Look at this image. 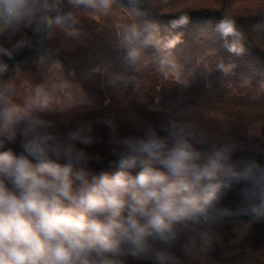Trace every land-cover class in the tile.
Here are the masks:
<instances>
[{"label": "clouds", "instance_id": "9594fccd", "mask_svg": "<svg viewBox=\"0 0 264 264\" xmlns=\"http://www.w3.org/2000/svg\"><path fill=\"white\" fill-rule=\"evenodd\" d=\"M62 3L0 0V37L11 42L24 29L39 33L57 11L55 24L63 34L58 48L81 38L86 17L99 25L97 31L111 30L114 46L126 50L133 63L144 47L170 50L181 42L179 35L160 38L155 22L117 14L114 0H68V10ZM129 3L154 8L149 0ZM188 21V15L180 14L170 25ZM217 30L229 52H245L244 35L230 13ZM30 43L21 35L12 47L0 44V77L9 68L4 57L12 59ZM216 67L227 74L232 66L220 61ZM173 68L187 82L182 77L172 86L186 88L189 74L170 57L162 60L159 77ZM142 83L127 75L110 80L117 90L138 89ZM75 87L58 63L40 85L18 87L0 79V148L18 144L22 149L19 155L12 149L0 152V264H129V258L147 264H207L214 243L221 240L220 217L226 214L218 207L223 177L245 180V210L264 218V166L253 162L237 172L229 163L236 145L205 122L199 104H185L181 97L160 110L157 121L132 112L96 118L45 115L54 103L69 106ZM98 128L107 130L118 171L89 180L83 166L100 159L87 151L102 140ZM198 146L210 147L203 151ZM137 167L141 170L133 175L130 170Z\"/></svg>", "mask_w": 264, "mask_h": 264}, {"label": "trees", "instance_id": "16d2710c", "mask_svg": "<svg viewBox=\"0 0 264 264\" xmlns=\"http://www.w3.org/2000/svg\"><path fill=\"white\" fill-rule=\"evenodd\" d=\"M149 3L154 8H136L129 0H114L112 9L120 15L131 14L138 20L155 22L162 39L179 35L181 42L174 48L144 47L139 60L133 63L126 50L114 46L111 30L97 31L99 25L87 17L81 25V38L58 48L63 34L55 24L59 13L53 11L52 22L46 23L39 33L24 29L11 42L0 37V44L5 47H12L21 35L31 41L12 59L4 57L9 68L0 79L15 82L18 87L40 85L58 63L76 86L73 93L81 94L84 100L67 107L54 103L45 113L50 118L119 117L132 112L157 121L163 115L160 110L183 97L185 104H199L205 122L222 139H230L236 145L229 163L237 172L253 162L264 166V0H149ZM61 7L68 10L71 5L63 0ZM225 13L235 17L237 29L244 35L245 52L241 55L228 51L217 30ZM180 14L188 15V23L171 27L170 21ZM93 19L106 22L99 16ZM232 39L228 37L229 42ZM166 57L189 74L186 88L172 86L182 80L183 73L178 68L167 69L159 77L158 69ZM220 61L232 66L229 73L216 67ZM116 75L135 76L143 83L138 89L129 85L117 90L110 84ZM183 82H187L186 77ZM17 103L22 104L23 100L17 99ZM97 134L102 140L87 151L100 159H92L83 166L89 180L104 172L118 171V157L112 154L107 142V130L98 128ZM122 134H127V129ZM198 147L208 151L210 146ZM8 149L16 155L22 151L18 144H5L0 152ZM140 170L137 167L130 171L135 175ZM220 184L218 207L226 210V214L220 217L221 240L214 243L207 264H264V218L257 219L254 213L245 210L241 190L247 182L240 177H223ZM123 215H127V210ZM177 255L181 253L177 251ZM129 264L147 262L129 258Z\"/></svg>", "mask_w": 264, "mask_h": 264}, {"label": "rangeland", "instance_id": "374dc122", "mask_svg": "<svg viewBox=\"0 0 264 264\" xmlns=\"http://www.w3.org/2000/svg\"><path fill=\"white\" fill-rule=\"evenodd\" d=\"M50 74V73H49ZM74 99L71 101L72 104L83 101V96L79 93H73Z\"/></svg>", "mask_w": 264, "mask_h": 264}]
</instances>
